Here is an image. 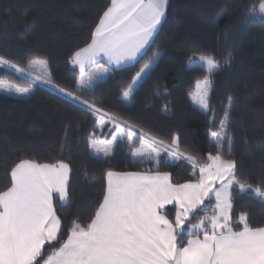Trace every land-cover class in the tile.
I'll return each mask as SVG.
<instances>
[{
  "label": "trees",
  "instance_id": "obj_1",
  "mask_svg": "<svg viewBox=\"0 0 264 264\" xmlns=\"http://www.w3.org/2000/svg\"><path fill=\"white\" fill-rule=\"evenodd\" d=\"M110 0H0V56L28 67L41 57L48 61L53 83L81 94L77 85L80 69L70 62L78 48L90 41L91 32ZM259 0H169L165 20L154 42L138 63L112 67L82 99L98 101L97 106L126 121L135 133L130 144L119 139L109 157L97 154L90 140H111L116 126L107 117L103 127L97 116L83 104L72 101L56 88L0 66V80L31 88L27 96L15 91L0 92V190L9 186L10 169L20 159L40 163L63 160L70 165L69 201L53 203L61 217L64 235L72 220L87 223L102 199L104 173L145 170L168 172L173 183L193 179L186 160L172 162L163 151L155 159H134L131 147L139 146L140 134H150L166 144L179 136L182 151L204 159L216 152L210 132L220 128L225 111V129L232 138V155L237 176L256 185L264 180V18L249 14ZM159 53L150 76L137 86L130 101L122 91L140 67ZM212 56L219 64L211 76L210 111L205 113L190 98L196 81L208 75L206 68L192 63L199 56ZM231 97V102H229ZM213 116L215 118L214 123ZM165 153V154H164ZM214 205V200H211ZM234 219L249 214L253 227L264 226V203L233 189ZM174 219L175 207L162 210ZM204 213L201 212L200 215ZM192 219V223L197 222ZM238 230V229H237ZM186 237L184 241L186 242ZM54 247L58 243L53 242ZM46 255L52 250L45 245Z\"/></svg>",
  "mask_w": 264,
  "mask_h": 264
},
{
  "label": "snow or ice",
  "instance_id": "obj_2",
  "mask_svg": "<svg viewBox=\"0 0 264 264\" xmlns=\"http://www.w3.org/2000/svg\"><path fill=\"white\" fill-rule=\"evenodd\" d=\"M168 3L169 0H110L90 41L70 57V62L80 69L77 85L81 94L54 84L47 71L48 61L41 57L29 60L25 68L0 56V65L28 72L36 81L85 105L97 116L100 127L104 117L111 120L116 126L111 140H90L95 152L109 157L118 139L126 138L132 143V126L126 121L118 122L117 117L97 106L98 101L82 99V95L112 66H131L143 59ZM248 13L264 18V0L250 7ZM158 58L159 53H153L135 73L122 91L125 101H130L137 86L150 76ZM102 59L105 64L100 63ZM199 62L208 75L196 81L190 98L207 113L211 76L219 64L212 56L204 55L199 56ZM37 68L44 74L37 75ZM0 89L20 94L32 91L7 80H0ZM228 118L225 111L219 130L210 132L209 141L217 150L207 153L204 159L182 151L179 136L166 144L141 131V146L131 149L133 156L155 159L158 165L161 150L166 151L174 160L190 163L193 179L173 183L168 172H117L109 168L104 173L102 199L90 219L87 223L72 220L66 238H62L64 225L53 200L58 197L64 207L70 199V165L63 160L40 163L20 159L8 173L9 186L0 190V264H264V226H251L246 212L233 217L234 186L264 203V180L256 185L242 181L237 176V161L225 158V144L231 157L233 143L225 131ZM214 120L213 116V123ZM213 199L215 204L211 205ZM165 205H174V219L162 213ZM197 217V222L192 223ZM53 242L59 246L54 247ZM46 244L52 249L47 255Z\"/></svg>",
  "mask_w": 264,
  "mask_h": 264
},
{
  "label": "rangeland",
  "instance_id": "obj_3",
  "mask_svg": "<svg viewBox=\"0 0 264 264\" xmlns=\"http://www.w3.org/2000/svg\"><path fill=\"white\" fill-rule=\"evenodd\" d=\"M159 32V31H158ZM151 44V43H150ZM150 46V45H149ZM148 46V47H149ZM147 47V48H148ZM147 48H146V50H147ZM145 50V51H146ZM100 63L101 64H105L106 63V61L105 60H100ZM192 64H194V65H197V66H201V67H204V65H203V63L202 62H199V60H197L196 62H194V63H192ZM0 66H2V67H9L8 65H0ZM112 67H117V66H112ZM111 67V68H112ZM9 68H11V69H13V70H15L14 68H12V67H9ZM205 68V67H204ZM16 71V70H15ZM17 72V71H16ZM35 72H36V74L37 75H43L44 74V70H42V69H40V68H37L36 70H35ZM18 74H20V75H22V76H25V77H27V78H33L34 80H35V77H34V75H31V74H29L28 72H25V73H21V72H17ZM108 74H106L105 76H104V78L107 76ZM101 80V79H100ZM38 82H40V83H44L43 81H38ZM11 83H13V82H11ZM13 84H15V85H18V84H16V83H13ZM44 84H46V83H44ZM19 86V85H18ZM20 87H22V86H20ZM27 88V87H26ZM31 89V88H30ZM0 92H6V93H8L9 91H6V90H4V89H0ZM30 93V92H29ZM29 93H27V94H20V93H16V94H18L19 96H27ZM107 120V119H106ZM106 120L104 119V123L106 122ZM103 123V124H104ZM132 131H133V129H131ZM135 136V135H134ZM133 139H134V137H133ZM119 140V139H118ZM126 141H127V139H126ZM118 142V141H117ZM132 142H133V140H132ZM117 144V143H116ZM132 144V143H131ZM131 144H130V146H131ZM116 146V145H115ZM115 146H114V150H115ZM141 146V143L139 144V146L137 147V145H133V147H136V148H139ZM133 147H131V148H133ZM113 150V151H114ZM166 154H168L167 152H165ZM164 153V154H165ZM97 154H99V155H101V156H104L103 155V153L101 152V153H97ZM131 154V157H133L134 159H148V160H150V158H148V157H143V158H140V157H136V156H133L132 155V153H130ZM163 155V150H161V152H160V157H159V160L161 159V156ZM170 160L172 161V162H177L178 160H174L171 156H170ZM234 187H237L238 188V186H234ZM214 200V199H213ZM206 203H208L207 201H206ZM214 203H215V200H214Z\"/></svg>",
  "mask_w": 264,
  "mask_h": 264
},
{
  "label": "crops",
  "instance_id": "obj_4",
  "mask_svg": "<svg viewBox=\"0 0 264 264\" xmlns=\"http://www.w3.org/2000/svg\"><path fill=\"white\" fill-rule=\"evenodd\" d=\"M165 17H166V15H165ZM165 17H164V19H163L162 22H161V26H162V24H163V22H164V20H165ZM161 26L158 28V31L160 30ZM158 31H157V33H158ZM150 43H151V42H150ZM69 177H70V173H69ZM168 206H170V205H165L164 208H166V207H168ZM164 208H163V209H164ZM163 209H162V210H163ZM162 210H161V211H162ZM162 213H163V212H162ZM163 214H164V213H163Z\"/></svg>",
  "mask_w": 264,
  "mask_h": 264
}]
</instances>
